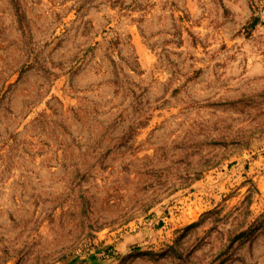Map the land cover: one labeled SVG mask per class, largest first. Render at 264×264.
Segmentation results:
<instances>
[{
  "label": "rangeland",
  "instance_id": "obj_1",
  "mask_svg": "<svg viewBox=\"0 0 264 264\" xmlns=\"http://www.w3.org/2000/svg\"><path fill=\"white\" fill-rule=\"evenodd\" d=\"M0 264H264V0H0Z\"/></svg>",
  "mask_w": 264,
  "mask_h": 264
}]
</instances>
